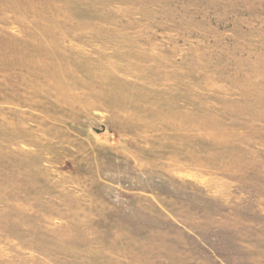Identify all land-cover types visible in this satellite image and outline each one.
<instances>
[{
	"label": "rangeland",
	"instance_id": "1",
	"mask_svg": "<svg viewBox=\"0 0 264 264\" xmlns=\"http://www.w3.org/2000/svg\"><path fill=\"white\" fill-rule=\"evenodd\" d=\"M0 264H264V0H0Z\"/></svg>",
	"mask_w": 264,
	"mask_h": 264
}]
</instances>
